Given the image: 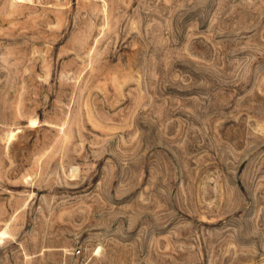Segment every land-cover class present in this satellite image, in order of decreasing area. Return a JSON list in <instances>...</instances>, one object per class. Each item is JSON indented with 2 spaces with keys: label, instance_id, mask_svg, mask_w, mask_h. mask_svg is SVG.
<instances>
[{
  "label": "rangeland",
  "instance_id": "374dc122",
  "mask_svg": "<svg viewBox=\"0 0 264 264\" xmlns=\"http://www.w3.org/2000/svg\"><path fill=\"white\" fill-rule=\"evenodd\" d=\"M0 264H264V0H0Z\"/></svg>",
  "mask_w": 264,
  "mask_h": 264
},
{
  "label": "bare ground",
  "instance_id": "6f19581e",
  "mask_svg": "<svg viewBox=\"0 0 264 264\" xmlns=\"http://www.w3.org/2000/svg\"><path fill=\"white\" fill-rule=\"evenodd\" d=\"M4 232H2V234H3Z\"/></svg>",
  "mask_w": 264,
  "mask_h": 264
}]
</instances>
